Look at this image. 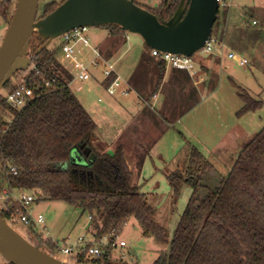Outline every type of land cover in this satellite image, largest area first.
<instances>
[{"label":"trees","instance_id":"1","mask_svg":"<svg viewBox=\"0 0 264 264\" xmlns=\"http://www.w3.org/2000/svg\"><path fill=\"white\" fill-rule=\"evenodd\" d=\"M179 2L162 0L155 10H149L159 18L169 19ZM58 5L55 1L46 3L39 18ZM10 6L11 0H0V13L9 22ZM218 20L219 11L213 29ZM112 26L114 33L124 32ZM45 43L37 33L33 35L29 48L32 66L17 71V80L10 79L3 89L11 92L24 79L33 89L34 98L16 109L0 93V193L6 187L27 189L36 191V195L41 193L40 198L80 207L92 216L91 226L97 237L112 228L120 229L130 217H135L147 234L169 244V251L161 253L153 264H264V127L244 144L228 175L214 188L201 183L213 168L212 163L196 147L191 149L183 181L193 188V193L169 240L168 231L155 219V209L146 194L140 185L133 184L124 146L119 144L113 152L97 147V123L72 90V73L57 62L61 45L50 49ZM146 46L142 59L147 61L152 56L158 71L151 98L159 90L167 66L160 56L152 54L153 48ZM137 77L133 74L129 82L142 91ZM113 78L114 75L102 79L105 88ZM46 81L51 85L47 87ZM236 87L244 103L238 114L264 106V101ZM6 111L11 114L9 120L4 117ZM75 146L83 154L88 150L89 165L71 163ZM9 165L17 168V174L10 171ZM202 190L206 191L204 195ZM15 213L14 207H0V214L12 225L17 223L12 222ZM24 225L36 240L32 243L57 255V242L43 238L34 230L32 221ZM111 258L110 254L103 255L90 264H105ZM3 264L12 263L6 260Z\"/></svg>","mask_w":264,"mask_h":264},{"label":"rangeland","instance_id":"2","mask_svg":"<svg viewBox=\"0 0 264 264\" xmlns=\"http://www.w3.org/2000/svg\"><path fill=\"white\" fill-rule=\"evenodd\" d=\"M16 1L11 0L10 16L14 12ZM52 1L59 4L62 2V0H39L37 18L43 14L44 5ZM161 1L137 0L141 6L150 10H155ZM253 20L256 22L254 23ZM8 25L9 21L0 13V45ZM113 29L112 25L89 26V34L94 42H103L115 35ZM120 34V37L109 41L113 53L114 50L120 49L115 55L116 67L126 81L129 76L138 75V82L143 89L139 91L133 88L129 95L117 94L114 98L95 79L83 83L78 80L70 81L69 84L76 96L86 107L91 108L93 114L100 111L102 103L98 102L99 97L105 101L115 100L120 107L130 110V107L135 108L142 98L147 97L156 87L158 71L155 62H152L153 58L150 56L147 61H143L144 57L142 59L143 54L145 55L148 50L143 38L139 34L127 31ZM212 35L218 41L213 52L207 53L201 50L192 55L194 64L213 63L209 73H206L204 88L207 89L199 91L197 105L189 112L185 110L191 108V104L188 107L189 104L185 101L174 110L155 105L147 115L154 131H159L157 138L152 137L147 142H136L126 132L125 136H120L113 144L115 149L122 139H129L126 160L133 172V184L140 185L141 192L146 194L147 201L155 209V219L167 229L169 240L173 238L180 217L193 193V188L183 181L191 149L196 147L212 163L213 168L206 172L201 183L214 188L228 175L244 144L264 127V106L238 114L244 103L237 94L236 87H241L254 98L264 101V0H229L228 7L219 9V20ZM60 45L61 38L58 37L49 44V48L56 49ZM230 50H235L241 55H244L245 51L248 56H244L249 59V63L241 66L235 60L228 58L227 54ZM28 55L31 57V50ZM56 59L62 67L71 71L69 65L62 60L60 53ZM97 76L99 77L100 74ZM16 80L14 76L11 78V82ZM80 84L83 85V89L77 90ZM4 117L11 119L10 112L6 111ZM115 121L120 125L123 123L120 118ZM108 122L106 120L101 126L102 132L111 131ZM149 122L147 123L150 126ZM96 145L102 151L110 148L101 144L100 138ZM138 150L142 154L141 165H135L136 156L131 152ZM11 190L14 196H19L22 192L31 194L27 189L14 187ZM205 193V190L201 191V195ZM5 200L1 198L0 193V207L6 205ZM30 211L34 218L43 214L45 222L37 230L43 231L48 238L56 239L59 245L65 241L74 242L80 236L90 240L94 237L90 215L80 207L37 196L30 206ZM13 226L28 240H35L23 223L17 222ZM119 240L125 241L127 246L114 249L112 258L105 264H153L161 253L169 251V244L161 243L153 235L147 234L135 217H130L122 225ZM123 252L127 254L126 258H120ZM56 254L62 257L58 251ZM5 262L6 259L0 254V264Z\"/></svg>","mask_w":264,"mask_h":264},{"label":"water","instance_id":"3","mask_svg":"<svg viewBox=\"0 0 264 264\" xmlns=\"http://www.w3.org/2000/svg\"><path fill=\"white\" fill-rule=\"evenodd\" d=\"M38 6L39 0L16 1L0 45V93L17 71L32 64L28 52L35 33L47 46L76 27L116 25L139 34L151 48L192 56L205 46L219 11L217 0H180L174 14L162 19L135 0H65L37 18ZM87 153L73 147L71 163L89 165ZM0 254L12 264H77L37 247L1 214Z\"/></svg>","mask_w":264,"mask_h":264},{"label":"built area","instance_id":"4","mask_svg":"<svg viewBox=\"0 0 264 264\" xmlns=\"http://www.w3.org/2000/svg\"><path fill=\"white\" fill-rule=\"evenodd\" d=\"M219 6H229V0H217ZM61 51L60 55L70 68L73 75V80H78L81 83L89 81L97 72H101L102 79L114 75L111 83L106 87V91L110 95H129L132 90L128 81L124 80L120 75L116 63L105 58L99 47L94 43L92 36L89 34V26L76 27L60 36ZM218 41L214 36L208 38L202 51L213 52L215 43ZM152 54L160 56L167 67H174L184 69L189 72L193 71L194 61L192 56L183 54H174L171 52L161 51L159 49H152ZM228 58L235 60L239 65L245 66L249 63V59L237 52L230 51L227 54ZM46 86H50L49 81L45 82ZM83 85L77 86V90H82ZM8 104L16 109L23 108L31 99L34 98L35 93L23 79L17 87L11 91L3 93ZM0 114H2L0 108ZM9 169L14 174H17V168L9 165ZM10 189H4L1 193V198H5V203L8 206L14 207L16 213L12 218V222H21L23 224L34 223V230L39 232L43 238H48L43 231H38L37 228L45 222L43 214H39L34 218L30 211L32 202L35 201L37 195L35 191L31 194L22 192L19 196H14ZM90 220L92 216L90 215ZM119 228H112L110 231L97 237L96 231L93 232V239L80 236L74 242L65 241L62 245L58 243L59 253L68 261L77 264H89L93 260L103 255H113V250L117 247H126V242L119 240ZM51 239V238H50ZM108 248V249H105ZM127 254L123 252L120 258H126Z\"/></svg>","mask_w":264,"mask_h":264},{"label":"crops","instance_id":"5","mask_svg":"<svg viewBox=\"0 0 264 264\" xmlns=\"http://www.w3.org/2000/svg\"><path fill=\"white\" fill-rule=\"evenodd\" d=\"M253 22L255 23L256 20H253ZM114 34L115 35H112L103 42L101 41L94 42L99 47L105 58L113 62H115L114 61L116 59L115 55L120 49L114 50L113 53V50L111 48L112 46L109 44V41H112L113 38L115 37L121 36L120 33L118 34L114 33ZM222 45L224 46L223 43ZM230 51L235 52V50H230ZM243 54L247 55L245 54V51ZM212 65L213 63L210 65L194 64L193 71L191 72L173 69L171 67H166L164 78L159 90L151 98H149L150 93H148L147 97L142 98L141 102H139L135 108L130 107V110H127V108L125 107L124 108L120 107V105L115 100L105 101L102 97H99L98 102L102 103L99 109L100 111H96L93 114L91 108L86 107L85 104L81 101L83 105L86 107V109L90 112L95 122L97 123L98 126L97 131L100 138V143L104 145H108L110 148H106V150L109 152H113L115 150L113 144L117 141V139H119L120 136L122 135L125 136L126 132L129 133L130 137L136 142L137 141L147 142L150 141L152 137L157 138L159 131L157 130V132H155L152 124L149 122L147 115L149 110H151L155 105H159L161 108H167L168 110L169 109L174 110L175 108H178L180 104L183 105L186 102L187 104H189L188 107L191 104V108L185 111L188 112L191 111L199 102L198 100L199 91H203V89H207L204 88L206 87L204 86V82L207 80L206 73H209L210 67ZM225 68H227V66ZM99 72H97L90 80L95 79L96 82H98L100 86H102L106 90L105 86L102 84L101 72L100 73ZM199 72H201L202 74ZM98 74H100L99 77L97 76ZM130 77L131 76L128 77L127 81L133 89L134 87L129 82ZM111 96L114 97L115 95H111ZM184 107L188 108L187 106ZM118 118H120V121L123 122L122 125L117 124L118 122L115 121V119ZM104 120L105 122L106 120L109 121L108 128L111 129L110 132H107L106 130L102 132L101 130V126L105 124ZM147 122L151 124L150 125L151 127L148 125ZM128 141H129L128 138L122 139V142L120 141V144L124 146L125 154L127 151ZM135 146L137 147L136 144ZM131 152L134 153L136 156L135 165H141V161H142L140 160L142 157L141 152L139 150L138 152L137 151L135 152L131 151ZM53 240L57 241L56 239ZM63 258L66 259L65 257Z\"/></svg>","mask_w":264,"mask_h":264}]
</instances>
